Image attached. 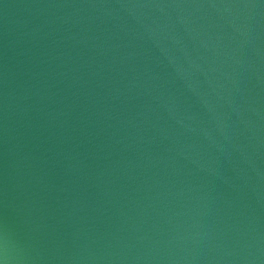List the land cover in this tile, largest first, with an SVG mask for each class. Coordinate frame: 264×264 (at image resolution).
I'll list each match as a JSON object with an SVG mask.
<instances>
[{
  "label": "water",
  "instance_id": "95a60500",
  "mask_svg": "<svg viewBox=\"0 0 264 264\" xmlns=\"http://www.w3.org/2000/svg\"><path fill=\"white\" fill-rule=\"evenodd\" d=\"M0 264H264V0H0Z\"/></svg>",
  "mask_w": 264,
  "mask_h": 264
}]
</instances>
